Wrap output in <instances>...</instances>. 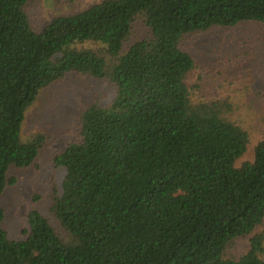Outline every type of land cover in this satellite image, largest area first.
I'll return each instance as SVG.
<instances>
[{
	"label": "trees",
	"instance_id": "trees-1",
	"mask_svg": "<svg viewBox=\"0 0 264 264\" xmlns=\"http://www.w3.org/2000/svg\"><path fill=\"white\" fill-rule=\"evenodd\" d=\"M29 1L0 0V264H264V98L247 158L233 57L204 64L186 42L252 25L264 81V0H103L41 30ZM73 72L112 81V99L80 113L53 156L61 187L13 237L2 197L50 140L22 124Z\"/></svg>",
	"mask_w": 264,
	"mask_h": 264
},
{
	"label": "rangeland",
	"instance_id": "rangeland-1",
	"mask_svg": "<svg viewBox=\"0 0 264 264\" xmlns=\"http://www.w3.org/2000/svg\"><path fill=\"white\" fill-rule=\"evenodd\" d=\"M101 1L30 0L28 11L32 25L41 30L57 16L78 12ZM253 30L252 25H245L225 33L215 30L206 35H196L186 41L188 48L203 63L217 65V62L211 63L210 59L220 60L229 55L233 57L228 72L233 92L240 104L238 117L245 119L253 134L247 158H253L254 144L260 136L264 98L263 94H259L264 90V81L258 68L263 57ZM251 51L255 59L250 56ZM239 82L248 83L235 88ZM114 88L112 81L99 80L89 72H73L65 81L44 90L30 107L22 124V138L31 140L38 133H43L50 136V140L31 168L16 173L18 183L8 188L2 197V204L7 211L5 224L13 237L21 235L22 227L27 225L33 197L43 195L46 198L53 186L61 187L65 171L54 165L53 156L77 137L80 113L91 104L108 103ZM248 247L249 238L239 239L230 248L229 255L239 257Z\"/></svg>",
	"mask_w": 264,
	"mask_h": 264
}]
</instances>
